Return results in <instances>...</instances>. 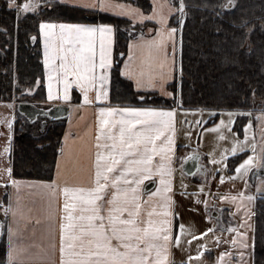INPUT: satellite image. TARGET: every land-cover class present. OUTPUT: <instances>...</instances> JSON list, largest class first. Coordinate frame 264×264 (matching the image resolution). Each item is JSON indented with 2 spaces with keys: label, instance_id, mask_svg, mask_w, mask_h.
I'll return each instance as SVG.
<instances>
[{
  "label": "snow or ice",
  "instance_id": "obj_1",
  "mask_svg": "<svg viewBox=\"0 0 264 264\" xmlns=\"http://www.w3.org/2000/svg\"><path fill=\"white\" fill-rule=\"evenodd\" d=\"M38 2L39 0H24V3L17 7L24 12L35 11ZM238 3L239 0H222L211 5L216 16L227 25V27L225 24L218 25L216 31L223 32L225 42L230 43L235 50L243 48L254 27L244 16L226 15L227 12L234 11ZM73 4L95 12L115 10L117 7L111 0H73ZM152 4L151 13H146L135 5H119L123 10L121 14L131 17L133 24L147 20L159 24L158 28L150 29L157 33L155 37L144 39V34L141 33L138 41L129 43L128 59L121 72L134 81L138 90L159 88L166 95L174 96L173 93L166 91V84L173 77L177 67L175 54L178 31L181 32L179 38L181 48L183 45L182 30L187 17V4L185 0H179L178 7L171 3L157 4L156 0H152ZM8 6L9 8L16 6V0H8ZM172 12L179 13V29L169 27L168 14ZM17 18L19 19V12ZM40 32L44 38V63L49 73L48 100L60 98L63 101H70V90L73 85H78L83 93L84 103L109 101L114 26L103 22L57 23L42 20ZM33 39L35 40V37ZM169 42L172 46L171 56L168 53ZM137 51L140 52L139 56ZM180 72L183 73L182 64ZM54 82L62 83V94L58 88L56 91L53 90ZM26 91L33 89L29 88ZM91 92L95 93L94 97L90 95ZM140 99L143 100L144 97ZM177 107L182 109V100L177 101ZM175 112V108L153 106L125 108L116 106L98 109L95 153L89 175L86 180L76 183H69L66 178L62 186L64 202L59 223L60 264H170L172 242L174 240L179 246L186 229V225L181 223L180 234L173 236L172 217L179 215L173 208L176 201L172 195V157L175 145L174 136L170 133L175 131ZM233 115L234 112L228 110V116L231 118ZM260 119L264 120V113H261ZM231 123V119L228 121L221 119L219 124L214 125V130ZM250 126L251 121L245 125L246 133ZM8 127L11 129V121L8 122ZM8 135L11 141V132ZM247 139L245 135V141ZM68 140L69 133L66 132L64 143L59 150L60 157L56 161L57 178L51 182H41L44 187L52 189L53 193L61 190L59 179L63 175L62 167L67 169L71 164L77 169L84 168L81 160L73 156ZM242 143L237 139L232 151H242L240 147ZM10 150L9 144L3 151ZM192 155L194 154H189ZM156 156L160 157L158 163L154 160ZM255 162L256 154L253 149V154L237 166V174L247 172ZM0 172L8 176V179L0 176V184H11L19 190L21 185L26 183L12 178L11 167L0 169ZM157 173L159 186L155 192L148 194L149 200L145 201L139 194L142 184L145 180L155 178ZM223 179L222 176L221 180ZM181 188L182 194L188 195L187 186L183 182ZM200 191H203V185L200 186ZM154 196H161L164 200L163 205L152 204L151 197ZM240 197L243 198V193ZM229 198L234 201L237 199L235 195L220 197L221 200ZM247 198L254 199L252 195ZM204 203L207 205V200ZM149 204H152L150 208ZM158 207L163 209L162 215L157 214ZM3 211L6 216L11 214L12 218L8 224L10 242L8 264L23 262L24 257L20 255V250L11 244L14 230H19L18 227L14 229V225L18 226L20 218L24 216L19 195L16 196L15 202L9 197V202L3 204ZM51 215L49 209V219ZM27 218H30V215ZM247 226L252 227L250 224ZM229 230L237 233L231 243H239L243 248L249 246L246 242L248 236L246 231H240L238 228ZM212 231L213 228H207L197 236L204 237ZM213 239L219 241L220 237L216 236ZM203 247L206 248L207 245ZM202 254L201 250L195 255L199 257ZM220 255L223 257L226 253ZM190 261L191 257L181 264H190Z\"/></svg>",
  "mask_w": 264,
  "mask_h": 264
},
{
  "label": "crops",
  "instance_id": "obj_2",
  "mask_svg": "<svg viewBox=\"0 0 264 264\" xmlns=\"http://www.w3.org/2000/svg\"><path fill=\"white\" fill-rule=\"evenodd\" d=\"M61 3L74 6L73 0H59ZM116 5L115 10L103 11L105 15L110 17L124 18L132 23L131 17L123 15L122 9L119 7L121 4L134 5L130 2L123 0H111ZM151 8L146 13L152 11V0H149ZM157 4L160 3H171L170 0H156ZM172 4V3H171ZM18 3L16 2L17 7ZM76 7V6H74ZM79 8V7H77ZM30 11V10H29ZM28 12V11H27ZM167 13V9H165ZM26 13V12H24ZM177 12L168 14L169 16V27H176L171 23L172 17ZM57 23L63 21L67 23H110L114 26V32L112 36V59L113 65L111 68V86L109 92V101H98L96 103H84L83 93L80 91L78 85H73L70 90L71 100L63 101L60 98L48 100V70L44 63V38L40 32V23L38 25V41L40 45V72H41V83L42 90L39 92L38 98L28 97L24 99L33 103L35 106L42 108H50L56 105L65 106L68 109L67 117L61 120H47L50 123L59 122L63 125L62 134L60 136V148L64 143L65 133H69L68 144L72 150L73 156L78 157L84 168L77 169L69 164L67 169L62 167L63 175L59 179L61 190L53 193L52 189L44 187L41 182H51L55 180L57 169L56 161L60 157V151L57 153L54 161V167L50 178H33V177H16L11 173L12 178L26 182L21 185L19 190L15 189L13 185L0 184V216L3 220V233L1 240L5 248V260L8 264V251L10 247L8 224L11 221V214L5 215L3 211V204L9 202V197L15 202L17 195L20 197V204L24 213V216L20 218L18 226L14 225V229L18 227V231L13 232L11 244L15 245L20 250V255L24 257L23 262L16 261L15 264H60V252H59V223L61 221L62 206H63V193L62 186L67 178L69 183H76L81 180H86L89 175L90 164L94 159L95 153V134L97 126V117L99 115L98 109L100 107H163V108H175L174 116V133H170L174 136V155L172 157V168H173V184H172V195L176 203L173 208L179 215L172 217L173 221V236L180 234V224L186 225L184 234L182 235L181 243L179 246L172 242L170 249L171 255L169 257L170 264H181L182 261L187 262L188 258L191 257L190 264H254V222L253 231L249 235L251 243L249 241L246 250H240L236 245H229L223 236V231L228 230L229 227H233L237 223V218L240 217H223L220 214L221 211L227 210L228 203L219 199L221 196L231 197L235 195L237 199L235 201L247 202V204L255 205L256 199L259 196L264 197V120L260 119L261 113H264V109H247L238 110L230 109L234 112V115L230 118L228 116V110L214 111L208 109H186L178 108L177 106H156V105H145L130 103L131 99L127 94L121 95L118 101L112 100V69L114 67L115 60V45H116V27L111 20H54ZM150 24L146 26V31L141 32L144 34V39H150L155 37L157 33L150 31V29H156L159 24L156 21L147 20L145 22H137L136 24ZM133 24V23H132ZM146 24V25H147ZM141 33L134 37H131L127 42L126 54L120 64L119 73L121 77L130 82L132 90L137 93H155L158 95H166L164 91L159 88H145L136 89L134 81L129 77L122 75L121 69L124 67L125 61L128 59V46L132 41H138L141 38ZM99 44L97 42V49ZM168 53L171 56L172 46L171 42L168 44ZM177 53V51H176ZM140 52L137 51V56ZM176 55V54H175ZM177 61V55H176ZM176 77V71L171 79L166 84V91L170 93L168 86H170ZM37 86L39 80L36 81ZM35 86V89L37 88ZM63 92L62 83H53V90L56 89ZM34 90L32 93H34ZM91 96L94 97L95 93L91 92ZM30 96V95H29ZM23 101V100H22ZM20 101L7 100L0 101V169L12 168V152L14 145V136L16 130V117L18 112L16 105ZM191 110V111H184ZM203 117H205L204 126L207 132L202 137V153H196L199 155L198 161L200 169L194 173H186L182 165L189 153V149H184L183 138L191 131L192 122L189 121V116L193 111H201ZM250 113V114H249ZM215 116V119L213 117ZM23 117V116H22ZM24 118V117H23ZM184 118V119H183ZM23 126H19L22 131H25L26 122L29 125L36 124L37 120L29 122L26 118ZM224 119L228 121L231 119L230 125L221 126V129L214 130V125L219 124L220 120ZM204 120V119H202ZM12 122V127L9 129L8 122ZM247 133L245 131V125L249 124ZM22 122V123H23ZM45 123V122H40ZM34 127V126H33ZM43 129L42 133H44ZM9 132H11V141H9ZM186 134V135H185ZM31 135V134H29ZM245 135L248 139L245 141ZM33 136V135H31ZM38 137V136H33ZM166 139V137H165ZM240 140L242 145V151L238 150L233 152V146L236 140ZM10 144V152H4L6 145ZM255 149L256 162L249 167L247 172H241L237 174V166L241 164L249 155L253 154ZM60 150V149H59ZM223 157V160H221ZM154 160L158 163L160 160L159 156L154 157ZM0 176L4 179H8L6 173L0 172ZM224 177L221 180V177ZM181 182L187 186L188 195L182 194ZM31 185V186H29ZM203 185V191H200V186ZM159 186V174L157 173L155 178L145 180L140 189L141 197L147 201L149 200V193L155 192ZM243 193V198L240 194ZM252 195L254 199L249 200L247 197ZM199 197V199L197 198ZM232 200L231 198H229ZM207 200V205L204 201ZM152 204L163 205L164 200L161 196L151 197ZM148 205V208L152 206ZM219 213H214V210ZM49 209H51L52 215L49 219ZM214 209V210H213ZM29 210H31L29 212ZM212 213L219 219L223 218V224L220 220H214ZM163 209L158 207L157 214L162 215ZM254 213V212H253ZM30 215V218H27ZM147 215V209L145 210ZM210 217V218H209ZM254 221V214H253ZM230 223L231 225H228ZM207 228H213L211 233H208L204 237H198L199 232H203ZM190 230V234H189ZM196 236V239H192ZM219 236L220 240L216 241L213 237ZM191 241V243H189ZM207 245L204 248V245ZM203 251L202 256H196L198 251ZM221 253H226L221 257ZM243 253V255H241Z\"/></svg>",
  "mask_w": 264,
  "mask_h": 264
},
{
  "label": "trees",
  "instance_id": "obj_3",
  "mask_svg": "<svg viewBox=\"0 0 264 264\" xmlns=\"http://www.w3.org/2000/svg\"><path fill=\"white\" fill-rule=\"evenodd\" d=\"M123 1L137 5L145 11L151 8L149 0ZM16 2L22 5L24 0ZM170 2L176 7L179 6V0ZM220 2L222 0H185L187 17L182 30L183 45L181 48V32L178 31L176 53L177 68L182 64L183 73L180 81L176 76L170 85L176 97L173 99L182 100V108L186 109L247 110L255 109L254 104L257 102H262L264 109V0H239L238 7L226 13L228 17L244 16L254 26L248 40L239 50L225 42L223 32L216 31L220 24L227 27L225 21L217 17L211 7ZM17 9L18 7L9 8L8 0H0V52L3 53L0 54V101L12 100L19 95L25 96L24 90L29 89V86L32 88L37 80L39 85L36 89L33 88L36 91L27 96L39 97L43 86L38 25L42 20H111L116 27L112 100L118 101L121 95L127 94L131 99L130 103L177 106V101L160 102V95L155 93L134 92L130 82L124 80L119 73L128 40L142 31L145 32L146 26L150 24H132L124 18L77 8L59 0H39L37 10H30L19 19ZM177 16L179 17L178 12L172 17L171 23L179 29L178 22H175ZM138 96L144 99L141 100ZM19 117H16L12 175L50 178L60 149L63 125L59 122L53 123L50 132L33 137L21 130L19 126L22 125V120ZM5 256L4 244L0 241V264H6ZM254 264H264L263 196L257 197L254 208Z\"/></svg>",
  "mask_w": 264,
  "mask_h": 264
},
{
  "label": "rangeland",
  "instance_id": "obj_4",
  "mask_svg": "<svg viewBox=\"0 0 264 264\" xmlns=\"http://www.w3.org/2000/svg\"><path fill=\"white\" fill-rule=\"evenodd\" d=\"M256 1V0H255ZM255 4V3H254ZM257 5V4H256ZM248 8L252 7V6H247ZM17 13L19 12V17L23 16L25 13L22 9L18 8ZM178 16L176 17V21L175 22H178ZM177 38H178V34H177ZM0 54H3L0 52ZM176 76H178V81H180V77H182V74L180 72V68H177L176 67ZM176 78V77H175ZM175 80V79H174ZM31 85V84H30ZM35 86H37V82H34V85L31 89L35 88ZM28 87V84L27 86ZM31 86H29L30 88ZM22 89H24V86H22ZM168 89L170 91V93H173V95H169V96H163V95H160L159 97H161V101L162 103H165V102H175L178 101L176 99V101L173 99L175 97V93L172 89V87L168 86ZM34 90V89H33ZM25 91V96L24 95H19L16 96L15 98H13V100L16 101H21V100H24V99H28V96L27 95H30L33 91H26V89L24 90ZM24 94V93H23ZM134 97V96H133ZM138 97H141V96H138ZM176 98V97H175ZM178 98V97H177ZM21 99V100H19ZM262 105L263 103L261 102H257L254 104L255 106V109H262ZM167 106H172V105H167ZM203 114L202 113V110L201 111H193V113L189 116V121L192 122V125H191V131H189V134L186 135L184 138H183V141H184V149H189V153H202V137L203 135L205 134V132H207V129H205V126H204V121H205V117H203ZM19 119L23 121H25V119L18 114ZM184 119V118H183ZM204 119V120H202ZM49 120L47 117H39L37 119V123L34 124V125H29L27 122L25 123L26 126H25V133H28V134H31L33 136H38L40 137L41 135H44L45 133H48L50 132V129L53 127V123H50ZM40 122H45L44 124L43 123H40ZM24 125V122L22 123L21 126ZM34 126V127H33ZM43 129H45L44 133H42ZM220 199V198H219ZM223 201H226L228 204V208L227 210H223L220 212V214H223V217H225L227 215V217H240V218H237V223L233 226V227H229L230 228H238L240 231H246L247 233H249V235L252 233L251 231H253V212H254V208H255V205H250V204H247V202L245 201H242V199H240L239 201H234V200H230V199H225ZM1 202V201H0ZM239 205H243V207H239ZM218 208H216V210H214V213H219V211L217 210ZM213 210H211L210 214L213 215L214 217V220H220L221 219V222L223 224H225L223 221V218L219 217L216 218V216L214 215ZM218 221H217V225H218ZM252 225V227H248L247 225ZM228 225H231L230 223H228ZM243 225V226H242ZM219 226V225H218ZM224 230L223 231V236L225 238V241L231 246V245H236L240 250H246V248H243L241 247V245L239 243L237 244H233L231 243L232 239L234 237L237 236V233L236 231H230V230ZM251 243V240H250V237L248 238L247 236V244Z\"/></svg>",
  "mask_w": 264,
  "mask_h": 264
},
{
  "label": "water",
  "instance_id": "obj_5",
  "mask_svg": "<svg viewBox=\"0 0 264 264\" xmlns=\"http://www.w3.org/2000/svg\"><path fill=\"white\" fill-rule=\"evenodd\" d=\"M17 112L26 118L29 122L37 120L39 117H47L49 120H61L67 117L68 109L65 106L56 105L50 108H42L35 106L33 103L23 100L16 105ZM194 155L187 156L188 158L184 161L182 168L188 173H194L200 169V164L198 161L199 155L192 153ZM3 233V220L0 216V239Z\"/></svg>",
  "mask_w": 264,
  "mask_h": 264
}]
</instances>
